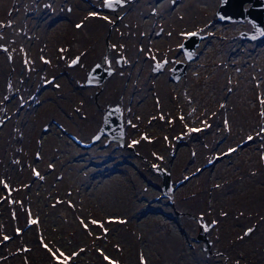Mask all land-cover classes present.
Wrapping results in <instances>:
<instances>
[{
	"label": "rangeland",
	"instance_id": "rangeland-1",
	"mask_svg": "<svg viewBox=\"0 0 264 264\" xmlns=\"http://www.w3.org/2000/svg\"><path fill=\"white\" fill-rule=\"evenodd\" d=\"M183 1L128 0L108 9L103 0H0V264H57L44 244L66 256L78 253L69 264H264V134L256 137L264 127V116L254 98L260 90L264 101L260 69L264 35L244 38L241 33L250 29L249 21L218 19L215 10L220 0H216L203 24L182 31L203 35L198 34L184 75L173 81L170 67L184 59L178 47L183 37L172 48L165 20L183 14ZM80 5L87 23L103 16L111 21L101 19L108 27L94 38L99 52L89 61L81 56L93 36L87 23L76 28L82 16L74 10ZM128 9L132 15L128 16ZM93 11L99 15L89 17ZM61 22L64 31L57 37L66 38H58L59 46L49 36L56 35L53 25ZM119 22L124 24L126 43L156 49L152 50L157 53L155 61L164 58L168 63L154 71L153 60L142 52L127 58L111 48V34ZM140 29L144 37L136 40ZM39 42L54 49L46 55L50 63L35 60ZM208 44H214L218 53L203 58ZM105 56L113 61L111 74L100 85L85 84L90 65L95 60L105 65ZM121 56L126 62L115 63ZM76 57L79 63L69 66ZM23 59L32 64L28 71L33 74H25ZM250 72L255 73L253 82ZM188 75L193 76L190 83L185 80ZM228 77L235 81L230 88ZM62 81L72 87L62 88ZM208 83L213 85L205 103L210 110L202 115L197 103L207 95ZM245 83L250 90L248 102L243 103L238 92L242 88L244 97L248 95ZM48 91L65 106L55 105L54 112L44 116L38 110ZM172 95H177L183 114L173 107ZM82 101L86 111L78 106ZM113 103L122 109L124 143L106 141L105 134L91 142L105 105ZM221 105L231 123L230 134H223L219 124ZM92 112V126L81 140L70 129L74 123L89 121ZM190 128L203 133L189 132ZM34 134L37 145L32 151L22 141L26 136L31 146ZM249 135L256 138L248 141ZM137 138L139 145L132 143ZM229 148L236 151L229 153ZM158 166L171 171L175 183L171 202L160 190ZM183 186L189 189L182 192ZM198 187L207 190L206 196L194 197ZM92 220L103 227L91 224ZM203 225H208L207 231ZM249 228L253 231L244 235ZM5 235L8 241H3ZM200 235L211 240L209 250L203 248Z\"/></svg>",
	"mask_w": 264,
	"mask_h": 264
},
{
	"label": "bare ground",
	"instance_id": "bare-ground-1",
	"mask_svg": "<svg viewBox=\"0 0 264 264\" xmlns=\"http://www.w3.org/2000/svg\"><path fill=\"white\" fill-rule=\"evenodd\" d=\"M5 1V0H4ZM215 1L216 0H184L183 1V5H184V12H183V14L182 15H178L177 16V18H175L174 19V17H172V18H167L165 21L167 22L166 24L168 25V28L171 30V41H172V48L173 47H175V45L177 46L178 44V39L181 37V35H180V33H182V31L183 30H185V29H187V28H189V27H191L192 28V26H196V25H199V24H203V22L204 21H206L207 19H208V17H209V15H208V12H207V10L210 8V7H212V4L213 3H215ZM7 2H8V0H7ZM79 3V2H78ZM95 3H97V2H95ZM4 4H6V3H4ZM165 6V5H164ZM133 6H131V8H132ZM130 9H128V16H129V11ZM81 11H82V6L80 5V7H77L75 10H74V13H75V15L76 14H78L79 16H82V20H80V21H78V24H82L83 22H84V24H86L87 23V21H86V17L84 16V14H85V12L86 11H84L83 13H81ZM167 13H169V12H167ZM130 15H132V14H130ZM102 18H100L98 21H97V19H93V20H91V23H87L86 25H87V29L89 30V33L93 36V38L90 40V39H88V41H91V43H89L88 42V44H84L85 46H84V54L81 56V57H83V58H85L87 61H89V59L91 58V59H93V58H95V56L98 54V52H99V46H98V44H96L93 40H94V38L96 37V36H98V33L99 32H101V30H103L104 28H105V26L106 27H108L107 25H106V23L105 22H103L102 20H101ZM96 20V21H95ZM110 21V20H109ZM135 21V20H134ZM246 21H248V20H246ZM247 23V22H246ZM249 23V22H248ZM108 25H109V23H108ZM242 25L244 26V27H247V24H243L242 23ZM250 25V24H249ZM62 26H64V24L61 22L60 23V25L58 24V25H53V30L55 31V33H56V35H54L53 33L49 36V38L50 39H52V40H55V41H57L56 43H58V45L60 46V39H64V38H66V37H57V35H59V34H61L63 31H64V28L62 27ZM123 26H124V24H122V22H119V24L118 25H116V27H115V29H114V31H113V33L111 34L112 36H111V40H112V44L111 45H116V48L114 49L115 51H117V52H122V53H124L125 55H127V58H128V55H131V53H135V54H139V53H143V55L145 56V57H148V58H150L152 55H154V56H156L157 55V53L156 52H154V51H152V50H156V49H150L148 46H146V47H139L138 46V44H136L135 43V47H133L132 45H131V42H130V44L129 43H126V41H125V39L123 38V35H124V28H123ZM131 25H129V27H130ZM234 26H236V24H232L230 27H234ZM250 27V26H249ZM77 28V27H76ZM133 28V26L131 27V29ZM5 30V29H4ZM8 30V29H7ZM142 29H140V30H138L137 31V35H136V40H139V39H141V37H144V33L141 31ZM234 30H235V28H234ZM6 31V30H5ZM7 32V31H6ZM10 32V31H9ZM174 34V36H172ZM57 37V38H56ZM58 38H60V39H58ZM122 38V40H124L125 41V43H122V42H120L121 39ZM129 40V39H128ZM225 43H227V42H225ZM38 45H37V47H36V49H37V51H36V53L34 54V56H36V58H35V60H38V62L39 63H41V64H44L45 63V61H49L47 58H46V55H49V54H52L53 52H52V50H54V49H52V50H50V49H48V47L47 48H43V45H44V42L43 43H37ZM180 44H181V42H180ZM121 45H123V48H121L120 46ZM230 45V44H229ZM239 45V44H238ZM237 45V46H238ZM244 46H246V45H244ZM250 46V45H249ZM249 46H247V49H248V47ZM251 48H254L253 46H250ZM18 48V47H17ZM251 48H249V49H251ZM141 49H143V51H141ZM216 49H218V48H216V46L214 45V44H208V45H206V48L203 50L204 52L202 53V57L203 58H206V57H208V56H213V55H215V54H217L218 52H217V50ZM229 49V48H228ZM149 50H151V51H149ZM114 51V52H115ZM45 52L47 53V54H45ZM217 52V53H216ZM231 53V52H230ZM241 53V52H240ZM260 53V52H259ZM238 54V53H237ZM225 55V54H224ZM239 55V54H238ZM238 55H237V57H238ZM247 55V54H246ZM253 55H254V53H253ZM233 56H234V54H233ZM193 57V56H192ZM236 57V56H235ZM260 57V56H259ZM263 58V57H262ZM62 59H64V58H62ZM151 59V58H150ZM234 59V58H233ZM253 59V58H252ZM24 61H28L27 59H23ZM65 60V59H64ZM261 60V59H260ZM96 61V60H95ZM264 61V60H263ZM45 64H47V63H45ZM32 67V64H27V65H24L22 68H23V70L24 71H27V73H25V74H28V75H31V74H33L32 72H29L28 70H30V68ZM51 68H53V67H51ZM50 68V70H52ZM260 69H261V73H262V80H263V83H264V65H263V63H261L260 64ZM34 70H36V69H34ZM1 71V70H0ZM40 72V70L39 69H37V73H39ZM253 74H255V73H249V76H250V80H252L253 79ZM70 77H72V76H70ZM75 77V75H73V78ZM171 77V76H170ZM59 78H61V77H59ZM172 78V77H171ZM192 79H193V76L192 75H188L187 77H186V82L187 83H190L191 81H192ZM234 80H235V78H234ZM70 81V80H69ZM68 81V82H69ZM209 82H212V80L211 79H209L208 80ZM71 82V81H70ZM252 82H253V80H252ZM62 83L64 84V86L62 87V88H66V89H70L71 87H72V84H71V87L69 88V86L68 85H66V87H65V84H66V81H62ZM204 83V82H203ZM235 83V81H233L230 77H228L227 78V87H229V85H233ZM209 84V83H208ZM244 85H247L246 86V91H247V94H248V92H249V90H250V88H249V83H245ZM206 85H204L203 87H205ZM209 89L205 92V93H207V95L203 98V99H201V100H198V105H197V107H198V109H199V111H200V114H202V115H204L203 114V112H207V111H209L210 110V107L206 110V108H207V106H205L206 104V102H207V99L209 98V91H211V90H213V85H211V84H209ZM257 86H254V88H256ZM230 88V87H229ZM197 91V90H196ZM196 91H194V92H196ZM243 89L241 88V89H239V99L243 102V103H246V102H248V101H246V99L249 97V94L246 96V97H244V94H243ZM259 92H261L260 90H256V92H255V95H254V98H255V101H256V104H257V111L259 112V114L261 113V111L263 110V103H262V101H263V99L261 98V95H260V93ZM241 93V94H240ZM259 93V94H258ZM181 96L183 97V98H185V94H183V92H181ZM196 94V93H195ZM67 95H72V92H70V94H67ZM155 96H156V100H157V98H158V96L159 95H156L155 94ZM58 98L57 97H55L53 94H52V91H48L46 94H45V96L43 95V103H42V105L40 106V108H39V110H38V112H39V114H41V115H50V114H52L54 111V107H55V105H58L59 106V108H60V105H63V106H65V104H63V100L62 99H60V100H57ZM82 99H83V101H84V97H82ZM170 100H172V102H173V107L175 108V110L177 109L181 114H183L184 112H183V110H182V105H180V103H179V101H178V99H177V95H172L171 97H170ZM83 101L81 102V104L79 103L78 104V106L80 107V109L81 110H83V111H86L85 110V108H84V104H83ZM213 100H211V102H210V104H212L213 102H212ZM84 102H86V101H84ZM88 103V102H87ZM69 104V103H68ZM214 104V103H213ZM175 105H176V107H175ZM87 106V105H86ZM222 107H221V109H220V107H219V109H218V111H219V113H220V116H219V124H221V127H222V133L223 134H230L231 133V123H229V117H228V114L226 113V110H225V107L223 106V105H221ZM155 109V108H154ZM128 112V111H127ZM87 114V113H86ZM175 114L176 113H174V115L173 116H175ZM181 114H177L176 116H181ZM84 115V114H83ZM82 115V116H83ZM94 117H95V113H91V117H90V119H89V121H82L81 122V124H79L78 126H76L77 124H75L74 123V126H72V128L70 129L71 131L73 130L75 133L77 132L78 133V135H79V137L81 138V140H83V138L85 137V134H86V131H85V129L87 130L88 129V127H90V126H92V124H91V122L93 121V119H94ZM161 117H163V116H161V115H159V119H164V117L163 118H161ZM198 117H201V116H198ZM203 117V116H202ZM175 118V117H174ZM37 119V116L35 115V119L34 120H36ZM56 119H58V118H56ZM198 119V118H197ZM201 119V118H200ZM60 122L62 121V119L60 120V119H58ZM96 120V119H95ZM202 120V119H201ZM205 120V119H204ZM225 121H227V127L225 126ZM130 122V121H129ZM175 123H176V120H175ZM181 123L182 124H184V120H181ZM93 125H94V123H93ZM131 125H132V123H131ZM203 125H204V128L207 130L208 129V124H207V122L205 121V122H203ZM207 125V126H206ZM25 127H27V126H25ZM34 127H32V128H30V129H33ZM183 128H185L184 126H183ZM27 129V128H26ZM93 130V129H92ZM34 131H36L35 129H34ZM37 132V131H36ZM91 132V131H90ZM183 132V131H182ZM202 132V131H201ZM77 133H76V135H77ZM89 133V132H88ZM203 133V132H202ZM180 134V133H179ZM201 134V133H200ZM35 135L36 134H34L33 136H32V138H31V146H29V141H28V138L25 136V137H23V141H22V143H23V145H26V147L28 148V150H29V147H31V150L33 151L35 148H34V146L35 145H37L35 142H36V139H35ZM77 135V136H78ZM140 136H142V137H144L145 136V133H143V132H141L140 133ZM195 136H197V135H195ZM194 137V136H193ZM190 138V137H189ZM198 138V137H197ZM138 140H137V145H139L138 143H139V138H137ZM20 140V139H19ZM190 144V143H189ZM226 149V148H225ZM30 150V151H31ZM19 156V155H18ZM220 158V157H219ZM223 159V158H222ZM228 160V159H227ZM217 162V161H216ZM226 164V163H225ZM31 171V170H30ZM224 173V172H223ZM200 178H201V176H200ZM200 178H196V180H199ZM118 179V178H117ZM111 180H113V179H111ZM116 180V179H115ZM122 181V179L120 178L119 179V181ZM118 181V180H117ZM124 181H125V178H124ZM112 182V181H111ZM114 182V181H113ZM112 182V183H113ZM123 182V181H122ZM121 182V183H122ZM202 182H204L203 180H202ZM115 183H117V182H115ZM121 183H120V185H121ZM123 185V184H122ZM112 186V185H111ZM110 186V187H111ZM126 186H127V184H126ZM200 186V185H199ZM121 187V186H120ZM123 187H125V186H123ZM130 188V187H129ZM203 188V187H202ZM125 189H126V187H125ZM189 188H188V186H186V187H182V192H184V191H186V190H188ZM119 191V190H118ZM206 189L205 190H203V191H201V188H197L196 189V192H195V195H194V197L195 198H197V199H199V196L200 195H205L206 196ZM120 192V191H119ZM12 193V190H11V192H10V194ZM116 193H117V191H116ZM115 193V194H116ZM105 195V194H104ZM121 195V194H120ZM129 195H130V193H129ZM105 196H107V195H105ZM130 196H132V195H130ZM114 197V196H113ZM119 197V196H118ZM123 197V196H122ZM121 197V198H122ZM120 198V197H119ZM104 199V198H103ZM107 199V198H106ZM109 199V198H108ZM107 199V200H108ZM116 199H118V198H116ZM128 199V198H127ZM126 199V200H127ZM132 199V198H131ZM192 199V198H191ZM191 199H190V201H191ZM123 200H124V197H123ZM133 200V199H132ZM131 200V201H132ZM204 201H205V206H207V205H209L210 204V202H209V199L207 200L206 198H204L203 199ZM104 201V200H103ZM125 201V200H124ZM135 201V200H134ZM108 202V201H107ZM106 202V203H107ZM134 203V202H133ZM109 205H111V204H109ZM130 206V205H129ZM131 206H133V205H131ZM135 206V205H134ZM133 206V207H134ZM140 206V205H139ZM211 207V206H210ZM130 208V207H129ZM209 208V207H208ZM207 209V208H206ZM145 210V209H144ZM130 213V212H129ZM138 214V213H137ZM136 214V215H137ZM239 214H241V213H239ZM130 216V215H129ZM134 216V215H133ZM135 217V216H134ZM133 217V218H134ZM132 218V217H131ZM129 220H131V219H129ZM130 222V221H129ZM119 223V222H118ZM132 223V222H131ZM218 223V222H217ZM40 226V225H39ZM131 226V225H130ZM40 228H42V227H40Z\"/></svg>",
	"mask_w": 264,
	"mask_h": 264
},
{
	"label": "water",
	"instance_id": "water-1",
	"mask_svg": "<svg viewBox=\"0 0 264 264\" xmlns=\"http://www.w3.org/2000/svg\"><path fill=\"white\" fill-rule=\"evenodd\" d=\"M246 0H220V3L217 6L216 15L218 19L225 17L228 20L240 19L244 20L246 17L252 24L250 31H242L241 35H247L249 38L256 36H261V32L264 31V0H248L250 3L244 5ZM116 5L115 7H117ZM247 8L248 11L245 12L244 9ZM224 19V18H223ZM255 22V24L252 23ZM197 32V31H195ZM201 35L199 32H197ZM198 36L191 38H183L182 43L185 45V49H181L184 52L185 59H189L187 52L194 53L195 45L197 44ZM193 56V55H192ZM163 61H161L162 63ZM101 64L98 61L94 62L90 66V70L86 74L88 78L89 73L95 77V81L92 84H100L103 80L107 78L110 74L105 70L107 66H102L100 69L93 71L95 65ZM112 67V66H111ZM113 68V67H112ZM155 68V66L153 67ZM186 68L185 60H175L173 66L171 67L170 74L174 79H178L180 76L184 75ZM87 81V79H86ZM85 81V82H86ZM88 84V83H87ZM91 85V84H89ZM119 108V111L114 112L113 110ZM111 113V114H110ZM122 111L118 103L106 104L105 110L102 115V122L96 131L91 136V141L98 139L101 135L107 134L106 140H118L119 144L124 143V129H123V118L121 115ZM160 174V190H162L163 195L168 197V200H172L173 195V184L170 175V170L162 166L158 167ZM203 240H207L205 235L202 236ZM210 241L207 240L204 243V247H209ZM203 247V248H204Z\"/></svg>",
	"mask_w": 264,
	"mask_h": 264
},
{
	"label": "snow or ice",
	"instance_id": "snow-or-ice-1",
	"mask_svg": "<svg viewBox=\"0 0 264 264\" xmlns=\"http://www.w3.org/2000/svg\"><path fill=\"white\" fill-rule=\"evenodd\" d=\"M127 2H128V0H103V6L106 7V8H108V9H114L116 5H118V4H119V5H124V4L127 3ZM68 11H71V9L69 8ZM244 11L247 12L248 9L245 8ZM98 15H99L98 12H95V11H93V12H89V17H96V16H98ZM221 18L223 19V18H225V17H221ZM102 19L108 21V20H109V17H108V16H103ZM228 19H230V18H228ZM109 22H111V21H109ZM252 23L255 24L254 21H252ZM76 27H77V28H81V27H82V24H77ZM168 35L171 36V33H169ZM180 35H181L182 37L191 38V37H196V36H198V33H197V32H184V33H180ZM261 35H264V31L261 32ZM255 38H256V37H253V39H255ZM110 47L113 48V49H115V48H116V45L113 44V45H110ZM120 47L123 48V45H121ZM178 47H179L180 49H182V50L185 49V45H184L183 43H181L180 45H178ZM61 51H64V50L61 49ZM141 51H143V49H141ZM192 55H193L192 52H187V56H188L189 59L192 58ZM9 58H11V57H9ZM150 58H151L153 61L156 60V57H155L154 55H152ZM79 60H80V57H76V58L72 59L71 62H70V65H69V66H75L76 64L79 63ZM121 62H126L125 58L122 57V56H121L119 59H116V60H115V63H117V64H119V63H121ZM25 63L27 64L28 61H25ZM45 63H50V61H45ZM104 63H105V65H107V67H106L105 70H106L109 74H111V72L113 71V68L111 67L113 61L110 60L108 56H105V57H104ZM167 63H168V60H167V59H165L162 63L157 62V63L155 64L154 71H156V70H160L161 68H163L164 64H167ZM101 67H102L101 64H97V65H95V68L93 69V71H96V70L100 69ZM94 82H98V81H95V77L92 75V73H89L86 83H88V84H92V83H94ZM44 83H46V84H51V83H53V81L45 80ZM55 87L58 88L59 85H55ZM5 99H8V98L5 97ZM0 103H2V101H0ZM262 103H264V101H262ZM113 111H114V112L119 111V108L117 107V108L114 109ZM110 114H111V113H110ZM260 114H261V116H264V110H262ZM161 118H163V117H161ZM180 119L183 120V116H181ZM2 123H3V121H0V124H2ZM206 126H207V125H206ZM225 126L227 127V121H225ZM188 131H189V132H192V131H201V129H191V128H190V129H188ZM261 134H264V127H261V128H260V131H259L258 133H256V137H259ZM256 137H254V136H252V135H249V136H247L246 139H247L248 141H252V140H254ZM143 138H144V139H147V136H144ZM165 139H167V138H165ZM132 143L135 144V143H137V141H133ZM234 151H236V149H234V148H229V149H228V152H229V153L234 152ZM153 167H156V166L153 165ZM35 174H36L37 176H39V173H38V172H35ZM0 183H2V182H0ZM4 187L7 188V184H4ZM221 215H226V214H225V213H221ZM202 219H203V218L201 217V220H202ZM37 222H38V221H35V220H30V221H29V223H37ZM215 223H216V221H212V224H215ZM82 224H83V226H84L85 229L88 228V224L83 223V221H82ZM91 224H93V225H99L101 228L103 227V225L100 224V223H99L98 221H96V220H92V221H91ZM203 227H204V230H205V231L208 230V225H203ZM19 231H20V230L17 229V232H19ZM105 231H107V230L105 229ZM252 231H253V229H252V228H249V229L246 230V232H245L244 235H248V234L251 233ZM241 238H243V237H241ZM9 239H10L9 236H7V235L3 236V241H8ZM43 247H44L45 249L48 250V252L51 254L53 260H55V261L57 262V264H69V261H70L73 257H75V256L78 255V253H75V252H74V253H72L71 256H66L63 252H60L59 250L53 251V250H52L47 244H44ZM24 250L27 251V249H24ZM104 258H105V260H108V259H109L107 256H105ZM142 259H143V258H142ZM110 264H117V262H116V261H111Z\"/></svg>",
	"mask_w": 264,
	"mask_h": 264
}]
</instances>
